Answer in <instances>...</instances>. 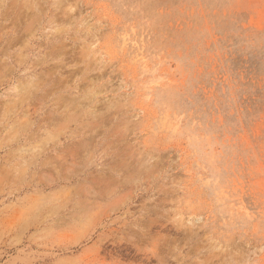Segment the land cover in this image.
<instances>
[{
  "label": "rangeland",
  "instance_id": "rangeland-1",
  "mask_svg": "<svg viewBox=\"0 0 264 264\" xmlns=\"http://www.w3.org/2000/svg\"><path fill=\"white\" fill-rule=\"evenodd\" d=\"M263 16L0 0V264H264Z\"/></svg>",
  "mask_w": 264,
  "mask_h": 264
},
{
  "label": "bare ground",
  "instance_id": "bare-ground-1",
  "mask_svg": "<svg viewBox=\"0 0 264 264\" xmlns=\"http://www.w3.org/2000/svg\"><path fill=\"white\" fill-rule=\"evenodd\" d=\"M187 14V13H186ZM264 17V16H263ZM179 24V23H178ZM208 55V54H207ZM215 82V81H214ZM253 86V85H252ZM220 90V89H219ZM262 92V91H261ZM243 94V93H242ZM242 98V97H241ZM202 106V104H201ZM256 106V105H255ZM212 111V110H211ZM245 113V112H244ZM236 115V114H235ZM248 120V119H247ZM235 123V122H234ZM255 124V123H254ZM245 125V124H244ZM237 128V127H236ZM227 141V140H226ZM198 146V145H197ZM225 150V149H224ZM253 151V150H252ZM258 157V156H257ZM263 181V180H262Z\"/></svg>",
  "mask_w": 264,
  "mask_h": 264
}]
</instances>
